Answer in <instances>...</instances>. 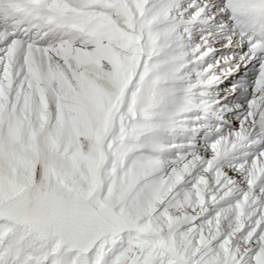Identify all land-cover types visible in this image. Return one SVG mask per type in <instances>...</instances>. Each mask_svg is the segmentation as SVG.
Listing matches in <instances>:
<instances>
[{
    "label": "snow or ice",
    "instance_id": "obj_1",
    "mask_svg": "<svg viewBox=\"0 0 264 264\" xmlns=\"http://www.w3.org/2000/svg\"><path fill=\"white\" fill-rule=\"evenodd\" d=\"M0 264H264V0H0Z\"/></svg>",
    "mask_w": 264,
    "mask_h": 264
}]
</instances>
